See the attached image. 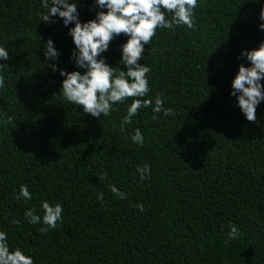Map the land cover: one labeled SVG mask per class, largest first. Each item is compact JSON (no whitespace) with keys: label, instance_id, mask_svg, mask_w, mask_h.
I'll return each mask as SVG.
<instances>
[{"label":"trees","instance_id":"1","mask_svg":"<svg viewBox=\"0 0 264 264\" xmlns=\"http://www.w3.org/2000/svg\"><path fill=\"white\" fill-rule=\"evenodd\" d=\"M91 2L82 0V21L95 15ZM262 5L200 0L194 30H158L140 62L151 66L149 97L160 94L174 115L149 107L121 131L133 98L99 119L58 95L63 77L45 66L40 46L51 37L58 68L76 70L62 20L40 22L41 0H0V44L11 57L0 61V119L10 118L0 125V230L9 244L35 264H264V126L247 121L230 95L247 64L241 50L264 41ZM125 39L104 53L110 65ZM258 120L264 125V106ZM136 128L143 146L131 142ZM144 164L151 178L141 182ZM22 184L31 201L16 199ZM43 200L64 209L48 232L24 217L32 207L42 215ZM230 225L238 240L228 238Z\"/></svg>","mask_w":264,"mask_h":264},{"label":"clouds","instance_id":"2","mask_svg":"<svg viewBox=\"0 0 264 264\" xmlns=\"http://www.w3.org/2000/svg\"><path fill=\"white\" fill-rule=\"evenodd\" d=\"M199 2L200 0H92L89 10L95 9V15L82 21L79 12V8L84 6L82 0H41L45 11L38 14L40 22L53 24L62 20L74 45L70 59L76 70L67 71L58 68L55 63L60 52L53 39L49 37L46 41L41 40L40 48H43L45 66L53 72L59 71L63 77L58 95L77 107L82 106L83 113L99 119L102 116L108 117L118 104H124L128 98H133L126 108V114L120 119L121 131L125 130L126 125L132 124L133 117L149 107L154 114L162 113L166 117L174 115V109L165 106L160 94H156L154 99L149 97L151 66L140 61H144L145 46H150L158 30L174 31L180 26L194 30L195 11ZM259 20L261 23L258 27L264 31V5L261 7ZM121 35L126 39L119 45L120 60L116 66H112L104 53L108 51L111 42ZM5 45L7 44H0V61L11 59ZM239 58L245 59L247 64H239L231 81L230 95L235 97L236 106L247 121L264 126L258 120V110L264 106V41L256 48L242 49ZM4 64L6 63H0V67ZM5 83V77L0 75V88L5 87ZM9 120L10 118L0 119V125H6ZM130 139L139 146H143L145 142L140 128L130 134ZM136 172L139 173L141 182L151 178V166L148 164L138 166ZM98 179H104V174ZM108 187L115 198L125 199L126 193L115 184L109 183ZM32 198L33 194L28 186L20 185L16 199L27 202ZM97 199L102 200L103 194H97ZM39 206L42 215L35 207L24 211L27 222L41 225L38 228L40 232L57 228L58 223L63 221V205L43 200ZM132 207L144 210V205L140 202L134 203ZM227 235L230 240H238L240 231L236 226L230 225ZM0 264H35V261L30 253H25L19 247H12L7 232L0 230Z\"/></svg>","mask_w":264,"mask_h":264}]
</instances>
